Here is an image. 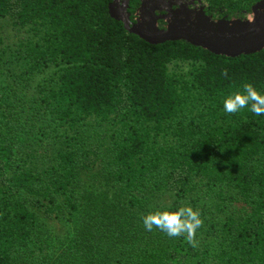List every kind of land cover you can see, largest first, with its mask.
I'll use <instances>...</instances> for the list:
<instances>
[{"label": "trees", "instance_id": "obj_1", "mask_svg": "<svg viewBox=\"0 0 264 264\" xmlns=\"http://www.w3.org/2000/svg\"><path fill=\"white\" fill-rule=\"evenodd\" d=\"M111 1L0 0V264H264V116L223 110L245 84L264 94V49L152 45ZM203 1L243 19L259 0ZM88 174L114 199L97 218ZM158 194L171 201L153 210ZM185 205L195 248L144 229ZM53 221L71 225L68 254L51 251Z\"/></svg>", "mask_w": 264, "mask_h": 264}, {"label": "water", "instance_id": "obj_2", "mask_svg": "<svg viewBox=\"0 0 264 264\" xmlns=\"http://www.w3.org/2000/svg\"><path fill=\"white\" fill-rule=\"evenodd\" d=\"M129 0H112L108 5L110 17L121 22L124 29L145 42L157 45L184 41L218 56L236 58L264 49V0L251 6L246 18H217L206 14L203 7L196 12L186 9L168 11L156 16L148 0H141L138 18L132 23L127 13ZM166 21L160 29L157 20Z\"/></svg>", "mask_w": 264, "mask_h": 264}, {"label": "clouds", "instance_id": "obj_3", "mask_svg": "<svg viewBox=\"0 0 264 264\" xmlns=\"http://www.w3.org/2000/svg\"><path fill=\"white\" fill-rule=\"evenodd\" d=\"M244 108H249L256 116H264V94L251 84H245L243 90L228 94L223 100L225 113L235 114ZM141 220L146 231L157 228L170 238L183 236L193 248L197 246V229L203 224L199 210L189 205L178 206L174 210L149 212Z\"/></svg>", "mask_w": 264, "mask_h": 264}, {"label": "rangeland", "instance_id": "obj_4", "mask_svg": "<svg viewBox=\"0 0 264 264\" xmlns=\"http://www.w3.org/2000/svg\"><path fill=\"white\" fill-rule=\"evenodd\" d=\"M7 34H8L9 40H14L15 38L14 32L11 29L7 30ZM82 183H83V188H85L84 190H86L88 185L92 189L91 198H89L88 195H82L85 201L90 202V204H86L85 210L92 211L94 214L93 215L94 217H96V213L98 211L108 212L109 209L112 207V203L114 202L112 192H110L103 185H101L102 184L101 181L99 179H96L94 174H88V175L83 176ZM86 191L84 193H86ZM170 201H171V197L168 194H158L152 198L150 206L151 208L153 207L152 208L153 210H159V208L169 204ZM107 216H110V215L107 214ZM69 228H71V225L64 224L63 222L53 221L50 223L49 230L51 231L50 234H51L52 239L55 238L59 240L57 251L51 250L52 252L67 253L63 251V248L65 247V245H67L66 243L68 242L70 235H71V232H69ZM66 240L67 242H65ZM61 243L64 244V247L62 245V249H61L62 251L60 250Z\"/></svg>", "mask_w": 264, "mask_h": 264}, {"label": "flooded vegetation", "instance_id": "obj_5", "mask_svg": "<svg viewBox=\"0 0 264 264\" xmlns=\"http://www.w3.org/2000/svg\"><path fill=\"white\" fill-rule=\"evenodd\" d=\"M134 2L131 5V2ZM122 4L123 0H119ZM148 4L155 11L156 16H162L167 14L168 11L186 9L190 12H196L201 7L204 8L205 13H207V4L203 0H148ZM141 6V0H129V5L127 7V13L129 14L130 21L135 23L138 18V11ZM214 19H217L213 16ZM157 24L160 29H163L166 26V21L163 19H158Z\"/></svg>", "mask_w": 264, "mask_h": 264}]
</instances>
